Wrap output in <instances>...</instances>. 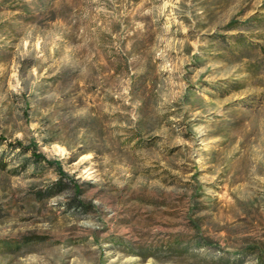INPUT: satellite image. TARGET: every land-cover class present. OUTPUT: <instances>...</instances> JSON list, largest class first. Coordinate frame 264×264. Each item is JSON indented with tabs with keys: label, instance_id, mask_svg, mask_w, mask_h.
I'll use <instances>...</instances> for the list:
<instances>
[{
	"label": "rangeland",
	"instance_id": "obj_1",
	"mask_svg": "<svg viewBox=\"0 0 264 264\" xmlns=\"http://www.w3.org/2000/svg\"><path fill=\"white\" fill-rule=\"evenodd\" d=\"M0 264H264V0H0Z\"/></svg>",
	"mask_w": 264,
	"mask_h": 264
},
{
	"label": "trees",
	"instance_id": "obj_2",
	"mask_svg": "<svg viewBox=\"0 0 264 264\" xmlns=\"http://www.w3.org/2000/svg\"><path fill=\"white\" fill-rule=\"evenodd\" d=\"M17 144L19 147H22L23 149L30 150L34 156H38L37 155V151H38L37 145L34 144V145L25 146L21 143V141H18ZM204 246H208V245H204ZM181 252L182 254H184L185 251L182 250Z\"/></svg>",
	"mask_w": 264,
	"mask_h": 264
}]
</instances>
